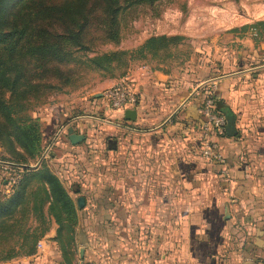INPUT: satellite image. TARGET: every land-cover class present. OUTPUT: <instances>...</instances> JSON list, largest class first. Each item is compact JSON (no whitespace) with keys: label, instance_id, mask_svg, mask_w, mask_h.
<instances>
[{"label":"rangeland","instance_id":"rangeland-1","mask_svg":"<svg viewBox=\"0 0 264 264\" xmlns=\"http://www.w3.org/2000/svg\"><path fill=\"white\" fill-rule=\"evenodd\" d=\"M259 22H264V0H12L0 27V81L12 89L4 91L6 102L11 94L14 103L18 96L27 98L28 106L5 113L17 137L13 152L0 141V202L16 189L23 192L15 209L0 216V264H29L51 228L53 239H64L70 247L96 236L104 253V240L110 236L121 243L120 252L123 239L138 230L126 226L134 221H128L122 208L125 199L111 204L113 215L104 210V190L115 185L111 172L116 153L109 140L118 147L125 130L103 120L127 123L106 113L105 103L98 104L101 92L126 69L142 63L208 73L216 58L241 44L243 37L258 45L264 42V23ZM38 47L47 59L33 55ZM259 51L264 61V48ZM22 121L38 130L34 151L22 145L17 129ZM69 127L84 138L72 143ZM43 169L59 178L74 204L73 213L50 209L48 202L39 205L43 194L36 172ZM143 181L152 185V176ZM95 190L102 194L95 196ZM78 196L89 203L78 208ZM95 197L100 207L94 211ZM32 244L34 252L28 254Z\"/></svg>","mask_w":264,"mask_h":264},{"label":"crops","instance_id":"crops-1","mask_svg":"<svg viewBox=\"0 0 264 264\" xmlns=\"http://www.w3.org/2000/svg\"><path fill=\"white\" fill-rule=\"evenodd\" d=\"M240 40L216 58L219 73L207 79H217L191 96L207 80L196 71L151 68L141 78L136 105L104 107L113 117L136 111L135 120L124 118L133 130L123 128L121 155L117 144L113 147L115 185L104 190V210L113 215L111 204L125 199L122 208L134 221L125 225L138 230L123 239L120 252L121 243L110 236L102 252L94 236L67 246L64 255L51 228L29 264H76L80 259L95 264H264V61L258 58L264 42L258 45L248 36ZM209 85L227 120L226 133L210 138L224 162L201 153L206 118L199 108L201 91ZM151 176L152 185L144 186ZM161 180H167L165 186ZM98 201L95 197L94 211ZM129 201L135 202L128 206Z\"/></svg>","mask_w":264,"mask_h":264},{"label":"trees","instance_id":"trees-1","mask_svg":"<svg viewBox=\"0 0 264 264\" xmlns=\"http://www.w3.org/2000/svg\"><path fill=\"white\" fill-rule=\"evenodd\" d=\"M11 1L12 0H0V27L4 21L5 11ZM259 23H264V22H259ZM162 38H163L162 40L165 39L164 36H162ZM152 40L153 39L148 40L147 43H150ZM41 48L42 47H38L36 49L37 51L33 53V55L40 56L41 58H46L45 54L41 53ZM6 50L8 51V54H9L8 48H6ZM52 53H53L52 57H54L55 52H52ZM9 70H10V66L7 67L4 73H7V71ZM125 72H123V74ZM40 73L41 72H38V75ZM218 73H219L218 67L215 66L214 68V65H213L211 66L208 73L201 72L200 75L202 76V79L205 80L209 77L216 76ZM2 74L3 72L0 73V77L3 76ZM1 82L2 81H0V141L4 142L3 144L4 146L7 147L8 151L13 152L11 147H12L13 139L16 136H14L13 131L9 128V125L6 124L7 122L6 115H9V113L10 114L17 113L23 110L24 108L28 106V102H27V98L18 96L16 98L17 102L14 103L12 100L13 97L11 94L8 96V99L6 102L3 98V95L5 94L4 91L6 92L8 90V91H11L12 93V89L10 86L9 88L1 86ZM10 82L12 84L14 83L12 81ZM215 107L219 113H222V111L219 108L218 100L216 101ZM25 122L26 121L20 122V125L19 124L17 125V129L21 131V137L23 139L22 145L24 146V148L26 149L29 148L30 150L34 151L35 149H37L38 139L40 135L34 124L25 123ZM36 175L38 176L40 180L38 189L43 194L41 199H39V202H38L39 205L42 206V204H44L45 202H48L50 205L49 206L50 209H55V208L60 207L61 210H64L65 212H68L69 214L73 213L74 204L71 201L67 191L65 190L59 178L52 172L48 171L47 169H43V170L36 172ZM39 191L36 192V195H38ZM22 196H23V192L21 190L16 189L15 192L10 197L1 201L0 202V216L11 213L12 210L15 209V207L20 203V199ZM57 241L60 245L62 252L65 255V252L67 251V246H69V242H67L64 239H58V238H57ZM33 252H34V244L31 245L30 249L28 250V254H32Z\"/></svg>","mask_w":264,"mask_h":264},{"label":"built area","instance_id":"built-area-1","mask_svg":"<svg viewBox=\"0 0 264 264\" xmlns=\"http://www.w3.org/2000/svg\"><path fill=\"white\" fill-rule=\"evenodd\" d=\"M151 73V67L147 64H138L129 68L120 76L113 85L105 88L100 94L99 104H106L109 110H124L128 106L136 105L140 98L141 78ZM202 104L200 112L205 116L206 122L203 125V156L213 158L219 162H224V157L218 149L213 136L224 135L226 133V118L224 114L216 110L218 100L214 87L209 85L201 91ZM52 264H65L61 260H55ZM76 264H91L84 260H78ZM94 264V263H92Z\"/></svg>","mask_w":264,"mask_h":264},{"label":"water","instance_id":"water-1","mask_svg":"<svg viewBox=\"0 0 264 264\" xmlns=\"http://www.w3.org/2000/svg\"><path fill=\"white\" fill-rule=\"evenodd\" d=\"M214 79H217V78H211V79H207V80H205V81H203V82H201L191 93H190V96L191 95H193L201 86H203L204 84H206L208 81H211V80H214ZM175 113V112H174ZM174 113H172L169 117H168V119L165 121V122H167L173 115H174ZM124 118L126 119V120H135V118H136V111L134 110V109H127V110H125V112H124ZM101 120H103V119H101ZM103 121H106V122H109V123H112V124H117V123H114V122H112V121H108V120H103ZM165 122L163 123V124H165ZM162 124V125H163ZM118 125V124H117ZM120 125V124H119ZM161 125V126H162ZM123 126V125H122ZM124 128H127V129H132L133 130V128H131V127H129V126H123ZM228 127H229V124H228ZM67 132H68V137H69V139H70V141L72 142V143H76V142H78V141H80V140H82L83 138H84V135L83 134H76L75 132H74V130H73V128L72 127H69L68 129H67ZM51 155H53L52 153H51ZM40 161V160H39ZM37 164H39V162L37 163ZM36 164V165H37ZM76 203H77V207L78 208H80L81 206H83L84 205V203H85V198L83 197V196H78L77 198H76Z\"/></svg>","mask_w":264,"mask_h":264},{"label":"flooded vegetation","instance_id":"flooded-vegetation-1","mask_svg":"<svg viewBox=\"0 0 264 264\" xmlns=\"http://www.w3.org/2000/svg\"><path fill=\"white\" fill-rule=\"evenodd\" d=\"M226 118V117H225ZM226 122H227V120H226ZM118 124V123H117ZM117 124H115V125H117ZM123 126H124V124H122ZM121 124L119 125L118 124V126H122ZM122 126V127H123ZM109 143H110V145L112 146L111 148H113L114 146H116V142H115V140H109ZM78 191V188H76V192Z\"/></svg>","mask_w":264,"mask_h":264}]
</instances>
